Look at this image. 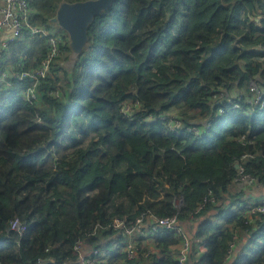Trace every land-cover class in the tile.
<instances>
[{"label":"trees","instance_id":"16d2710c","mask_svg":"<svg viewBox=\"0 0 264 264\" xmlns=\"http://www.w3.org/2000/svg\"><path fill=\"white\" fill-rule=\"evenodd\" d=\"M62 1L78 0H30L32 22L54 26ZM64 49L38 100L25 99L27 80L0 83V264H68L78 242L109 245L116 217L131 225L148 212L184 223L206 216L195 232L206 250L193 264H225L244 217L232 210L245 196L241 170L264 183V108L227 100L220 115L211 96L224 87L230 98L249 97L251 80L264 85V0H114L94 17L78 57L67 34ZM9 51L6 68L19 59L37 68L47 37ZM62 72L68 86L56 97ZM127 101L139 102L133 119L121 112ZM150 113L211 127L203 137L172 133L163 120L146 123ZM139 180L168 198L142 204L131 190ZM14 218L26 223L23 234L11 228ZM243 228L250 243L234 264H264V213ZM178 241L166 232L150 242L154 255L122 252L107 264H179L170 253Z\"/></svg>","mask_w":264,"mask_h":264},{"label":"built area","instance_id":"2783aa9c","mask_svg":"<svg viewBox=\"0 0 264 264\" xmlns=\"http://www.w3.org/2000/svg\"><path fill=\"white\" fill-rule=\"evenodd\" d=\"M33 13L34 10L30 4V0H0V83L11 84L13 80L29 81L24 97L31 103L39 99L41 93L38 86L41 84V80L48 77L52 64L58 58L66 55L64 46L67 34L64 30L60 31V28L56 26L46 28L34 24L31 19ZM35 36H45L48 42L47 54L40 65L37 68L29 70L26 68V64L19 59L10 68H6L5 62L10 57V46L18 40L33 38ZM252 84V88L250 87L249 90L251 93L249 97L238 94L230 98L224 87L218 88L217 92H214L213 96H211V99L214 101L212 108H216L218 113L223 115L226 111L225 103L227 100H229L228 102L232 108H238L242 100L251 107L259 106L260 108H264V85L259 82ZM51 93L56 95L54 90ZM138 103V101L131 102L132 106L129 107V102H124L121 112L130 119H133V109L139 106ZM154 120L165 121L169 132L180 133L185 131L198 137H203V131L211 127V123L208 120L200 121L197 124H184L173 113L169 115H164L163 113L154 115L150 113L145 117L146 123H151ZM238 180L250 185L255 183V179L250 175H245L242 170ZM181 204V201H175L178 209L181 208ZM199 207L205 208V203ZM245 207L241 227L252 224L260 217V214L264 213V204H248ZM112 226L116 232L112 234L111 239L119 233L124 237V240H119L112 247L98 245L97 247L90 246L89 249L83 241L78 242L75 245L78 256L72 261V264H107L110 258H114L122 252L128 258H135L140 252H144L145 256H152L156 253V248L149 245L150 242L156 243L157 238L166 232L179 238L177 243L170 245L172 249L170 253L175 255L179 264H191L194 252L193 240L190 234L184 230L178 214L172 217H160L150 212L141 213L131 225L127 223L126 218L116 217L113 220ZM11 228L19 234H23L27 229V225L19 218H14L11 221ZM238 235L236 232H233L231 235L229 248L225 254L226 262L232 260V256L237 248ZM175 249H177V252L174 251ZM44 261L45 259L38 257L35 264H43Z\"/></svg>","mask_w":264,"mask_h":264},{"label":"water","instance_id":"95a60500","mask_svg":"<svg viewBox=\"0 0 264 264\" xmlns=\"http://www.w3.org/2000/svg\"><path fill=\"white\" fill-rule=\"evenodd\" d=\"M113 1L78 0L60 2L51 22L68 34L71 58L78 57L87 44L88 28L94 17L109 9ZM68 264H72V262Z\"/></svg>","mask_w":264,"mask_h":264},{"label":"crops","instance_id":"0c3cea01","mask_svg":"<svg viewBox=\"0 0 264 264\" xmlns=\"http://www.w3.org/2000/svg\"><path fill=\"white\" fill-rule=\"evenodd\" d=\"M33 10H34L33 15H34L37 13V10L34 8H33ZM0 37H1V33H0ZM241 185H243V186L246 185V187H244L245 196L242 198L241 206L238 207V205L236 203H234L232 210H234L236 208H242L241 213H243V210H245V208H246L245 206H243L245 203H246V205H248V204H264V183H261L260 181H256L252 185H250L248 183H242ZM157 199L161 200V197L157 198ZM215 214H216L215 211H211L209 213V215H215ZM204 218H202L201 220H198V221L193 220V222H189L187 220L184 223V221H182V226H183L184 230L190 234V236L193 240L194 252L192 255L191 264H193L194 261H197L200 258L201 254L206 250L205 245H206L207 238H205V239L195 238V232L198 228V225L200 224V221L201 222L203 221ZM237 227H238V229H236L234 231V232L239 234L236 252L240 251L241 249H246L248 247V244L250 243V239H249V235H248L247 230L241 226H238V225H237ZM119 240H124V237L118 233L112 238V241L108 245V247H112L113 244L117 243ZM87 248L89 249V246ZM170 251H172L171 248H170ZM174 251L177 252V249H175ZM51 262L52 261L48 259V260H45L43 262V264H50ZM232 262H233V259L229 262H226L225 264H232Z\"/></svg>","mask_w":264,"mask_h":264},{"label":"rangeland","instance_id":"374dc122","mask_svg":"<svg viewBox=\"0 0 264 264\" xmlns=\"http://www.w3.org/2000/svg\"><path fill=\"white\" fill-rule=\"evenodd\" d=\"M255 12H256V10L252 11V13L249 12L250 15H251V20L252 21H256V18L258 16V15L255 14ZM257 25H258V23H257ZM60 31H62V29H60ZM190 74H192V73H190ZM193 74H195V73L193 72ZM252 83H257V81L251 80L249 82V85H248L249 86V90H250V87L252 88V85H253ZM60 86H62V89L59 88V87L54 89V93L56 94L55 95L56 97H59V96L61 97L62 94L64 93L63 87L68 86V80L66 79V77H63V72L61 73ZM242 94H244V93L243 92H239V95H242ZM57 95H59V96H57ZM226 97H227V95H226ZM127 102H129V107L132 106L130 101H127ZM212 102L214 103L213 100H212ZM213 103H212V105H214ZM133 104H135V103H133ZM131 190H132L133 194L136 196V198L138 199V201L141 202L142 204H145L148 200L153 202V203H155L157 198H160V197L162 198L163 197L162 195L166 194L165 192H161L160 193V191H157V192L153 191L152 189H150L147 186V183L142 181V180H139L137 183H135V185L132 187ZM165 198L167 199L168 195H165L164 199ZM152 208H155V206H152Z\"/></svg>","mask_w":264,"mask_h":264}]
</instances>
